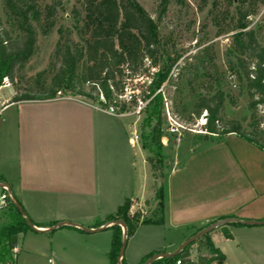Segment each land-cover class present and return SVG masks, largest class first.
Returning <instances> with one entry per match:
<instances>
[{"label": "crops", "instance_id": "1", "mask_svg": "<svg viewBox=\"0 0 264 264\" xmlns=\"http://www.w3.org/2000/svg\"><path fill=\"white\" fill-rule=\"evenodd\" d=\"M127 117L105 114L78 97L5 102L0 115V184L8 186L10 200L33 226L83 239L109 231L111 224L98 225L125 199L131 201L129 213L133 202L152 199V192L145 191L146 170L137 178L135 143L130 142L134 123L130 126ZM166 181L164 224L181 239L164 252H172L211 222L231 221L221 227L232 242L235 230L254 226L230 224L264 221V152L235 135L203 143L171 167ZM59 223L104 229L88 234L69 225L56 227ZM214 230L209 239L226 261ZM258 231L264 233V228Z\"/></svg>", "mask_w": 264, "mask_h": 264}, {"label": "trees", "instance_id": "2", "mask_svg": "<svg viewBox=\"0 0 264 264\" xmlns=\"http://www.w3.org/2000/svg\"><path fill=\"white\" fill-rule=\"evenodd\" d=\"M64 0H51L49 4H40L39 0H0V86L2 79L10 83L15 80L17 72L30 60L37 51L36 34L40 30L49 33L56 22V15L62 10ZM82 3V15H77L73 26L79 39L75 44L70 40L72 31H60L63 36L58 43L57 54L60 67L51 77L48 86L45 82L40 86L46 93L45 99H53L56 94L72 92L77 96H85L84 87L89 86L96 95H101L106 105H113L118 113H123L125 105L135 104L138 97L131 94V101L124 102L118 98L124 95L130 83L143 81L139 93L144 107L139 112L145 113L143 120L141 143L149 155L146 163L153 180L154 197L157 207L147 215L140 211L129 213L131 201L125 199L117 210L108 215L99 224H112L110 248L107 252L109 264H116L121 246V229L113 223L121 220L126 228V236H130L138 226L163 225L165 213V189L158 180L164 179L163 137L161 131L163 113V88L172 85L171 72L179 55L170 54L166 50V41L162 40L157 22L137 3L136 0H77ZM264 0H226V6L234 7L230 24L217 26L216 36L228 34L230 45L227 50L229 70L237 77L239 85L244 87L247 95V107L250 112L247 120L248 131L243 127L247 120H225L223 106L226 96L218 82L203 85L204 94L196 98L193 116L205 115L204 134H198L200 144L220 141L228 135H235L264 152V47L259 43L253 30L247 29V17L255 14L258 3ZM228 11L224 17H229ZM216 26V24H215ZM260 28V25H256ZM202 57L208 56V48L201 50ZM229 58H234L231 62ZM196 71V66L191 68ZM152 70H154L152 72ZM196 77V76H194ZM206 78L207 74L203 73ZM187 86L192 91V79H187ZM23 99L13 96L11 103ZM147 102V103H146ZM154 125L151 126V123ZM144 132L145 127H149ZM7 203V223L0 227V258L11 254L12 238L30 229L16 205L8 194L2 190ZM149 206V200L144 201ZM19 205V204H18ZM21 209V208H20ZM213 223L206 224L200 231ZM231 227L242 226L240 223L230 224ZM223 237L231 240L228 231ZM16 239V238H15ZM195 243V242H194ZM188 245L176 257L158 259L151 264H174L179 258L189 256ZM196 243L198 252L203 250L206 257L198 256L200 264H223L225 257L214 248L208 235H203ZM153 253L145 256L140 264ZM121 264H124L121 258Z\"/></svg>", "mask_w": 264, "mask_h": 264}, {"label": "rangeland", "instance_id": "3", "mask_svg": "<svg viewBox=\"0 0 264 264\" xmlns=\"http://www.w3.org/2000/svg\"><path fill=\"white\" fill-rule=\"evenodd\" d=\"M136 1L157 22L160 36L162 40L166 41L167 52L179 55L171 72L172 85L163 88L164 107L160 128L163 135L161 143L163 145L162 174L164 179L158 180V184L165 185L171 167L183 163L187 154L202 147L197 136L204 134L203 128L199 125L204 112L197 118L192 114L197 96L205 93L203 85L213 84L216 81L222 87L226 96L223 106L225 120L240 121L244 118L247 120L250 114L247 107L246 91L239 85L237 77L229 70L227 64L230 38L228 34L215 35L217 26L224 27L230 24L234 7L228 8L226 0ZM50 2L51 0H39L42 5ZM62 6V10L56 15L55 25L49 33L43 34L37 30V51L17 72L13 83L8 81L9 85L0 89V103L10 102L13 96L21 99L27 97L30 100L45 99L46 93L41 90L40 86L43 82L48 86L51 77L60 67V57L57 54L58 43L65 35L62 36L59 32L72 31L70 40L75 44L79 43L73 26L76 23L77 15H82V3L77 0H64ZM227 11L229 17H224V13ZM246 22L247 29L255 31L259 43L264 47L263 3L257 4L255 14L247 17ZM258 24L260 28H256ZM205 47L208 48V56L202 57L201 50ZM229 60L234 62V58H229ZM193 66H196V71L191 69ZM203 73L207 74L206 78L202 77ZM188 78L192 79L194 91L187 86ZM144 81H135L130 83L127 89H124L126 98L129 94H135L138 97L135 99V104L130 102L125 105L123 114L128 116L126 122L130 126L131 123H134L131 132H135L138 136L132 149L137 178H142L143 172L146 170L148 175L145 191L152 192L154 197V188L149 187L150 183L152 184V177L149 175V167L145 162L149 153L141 147L142 125L146 114L136 113L137 107H142L145 104L139 95L140 87ZM84 94L85 96H77L72 92H62L61 95L57 93L56 97H78L95 106L99 104V96L89 86L84 87ZM247 122L248 120L243 123V127L248 131ZM152 125L154 122L151 123ZM180 126L183 130L180 129ZM171 129L178 131L171 133ZM149 130L150 126L144 128V132ZM2 192L0 190V194ZM152 199L149 200V206H145L142 201L133 202V212L140 211L143 216H149L150 212L157 207L156 202H153ZM7 203L8 201L5 206L0 207V225L6 224L8 221ZM262 228L264 227L254 226L237 229L235 230L236 238L232 242L222 237L223 232L227 229L224 227L215 229L213 238L215 243H218L226 253L225 264H264V233L258 231ZM209 234L210 232L206 235L209 237ZM83 236V239H79L75 235L71 236L62 231L50 233L28 229L15 237V254L11 251L10 255L5 254L4 258H0V261H10L12 264H47V260L50 258L52 264H109L107 252L110 248L111 233L102 231L95 235ZM179 239H181L180 234L165 224L139 226L126 239L122 255L124 264H140L143 255L151 252H164L169 243L174 244ZM189 255L193 260H198L199 255L206 257L207 253L203 250L198 252V244L195 242L189 248ZM118 259L119 257L116 264Z\"/></svg>", "mask_w": 264, "mask_h": 264}, {"label": "water", "instance_id": "4", "mask_svg": "<svg viewBox=\"0 0 264 264\" xmlns=\"http://www.w3.org/2000/svg\"><path fill=\"white\" fill-rule=\"evenodd\" d=\"M0 189H4L5 191L8 192L9 194V189H8V186L5 184V183H1L0 184ZM16 205V204H15ZM16 207L18 208V211L20 213V215L26 219V216L25 214L23 213V211L16 205ZM231 221L227 220V221H220V222H216L210 226H208L207 228H204L203 230L197 232L196 234H193L192 236H190L189 238H187L186 240H184L175 250H173L172 252H161V253H155L153 254L146 262L145 264H151L152 262H154L155 260H158V259H171L173 257H176L180 252H182L188 245L196 242L199 238H201L203 235H206L208 234L209 232H211L212 230L218 228L219 226L221 225H224V224H228L230 223ZM26 223L28 225V227L33 230V231H36V232H47L48 230H39L37 229L35 226H33L31 224V222L29 220L26 219ZM243 225H246V226H264V221H245V222H239ZM114 225H117L120 227V229L122 230V237H121V246H120V253H119V259H118V262L117 264H120V260L122 258V255H123V252H124V249H125V245H126V239H127V236H126V228H125V225L124 223L121 221V220H118L116 222L113 223ZM66 225H69V226H72V227H77L79 229H81L83 232L85 233H88V234H91V233H97V232H100L104 229V227H101V228H98V229H94V230H91V229H87V228H83L81 226H77L75 224H71V223H59L57 224L56 227H61V226H66ZM112 225V224H111ZM15 243H16V239L15 238H12V246H15Z\"/></svg>", "mask_w": 264, "mask_h": 264}, {"label": "built area", "instance_id": "5", "mask_svg": "<svg viewBox=\"0 0 264 264\" xmlns=\"http://www.w3.org/2000/svg\"><path fill=\"white\" fill-rule=\"evenodd\" d=\"M8 85H9L8 80L6 78H3L2 79V84L0 86V89L5 88ZM118 99L119 100L125 99V100H122V101L130 102L131 101V94H129L128 98H126L125 95H123V96L119 97ZM140 105H142V102H140ZM144 105L142 107L141 106L137 107V111H136L137 114L141 111V109L144 107ZM96 107H97V109L99 111H101V112H103L105 114L111 115V116H122V115H124L123 113H118L117 112V108H115L112 104L111 105H106V102L104 101V99H103V97L101 95H99V104ZM4 108H5V103H2L1 104V108H0V115H1V112L3 111ZM205 115H206V113L204 112L203 119L200 120V124H199L202 128L205 126V122H206L205 121ZM180 129L183 130L182 127ZM177 131L178 130H176V129L175 130H173V129L170 130L171 133H175ZM188 131L193 132V130H189V129H188ZM137 140H138V136L136 134H132L131 135V139H130L131 144L135 143ZM2 190H4V189H2ZM2 206H5V195L4 194L0 195V207H2ZM132 213L133 212H131L130 214H132ZM14 251H15V248L12 249V253L13 254H15ZM13 259H14V257H13ZM52 263H53L52 260L49 258L47 260V264H52ZM0 264H12V263L10 261H7V262L0 261ZM174 264H200V263H199L198 260H193L190 257V255H189L188 257L177 259L174 262Z\"/></svg>", "mask_w": 264, "mask_h": 264}]
</instances>
